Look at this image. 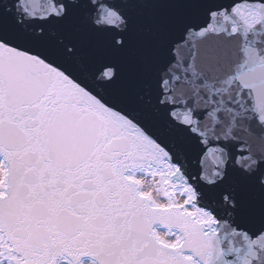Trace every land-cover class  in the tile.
Instances as JSON below:
<instances>
[{
	"label": "snow or ice",
	"instance_id": "snow-or-ice-1",
	"mask_svg": "<svg viewBox=\"0 0 264 264\" xmlns=\"http://www.w3.org/2000/svg\"><path fill=\"white\" fill-rule=\"evenodd\" d=\"M0 264H264V0H0Z\"/></svg>",
	"mask_w": 264,
	"mask_h": 264
}]
</instances>
